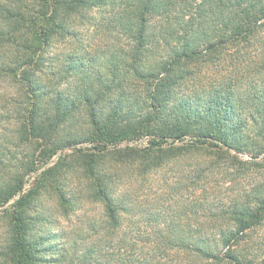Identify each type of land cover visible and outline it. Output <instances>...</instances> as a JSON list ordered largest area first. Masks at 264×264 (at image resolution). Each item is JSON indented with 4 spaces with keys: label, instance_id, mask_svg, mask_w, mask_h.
Here are the masks:
<instances>
[{
    "label": "trees",
    "instance_id": "trees-1",
    "mask_svg": "<svg viewBox=\"0 0 264 264\" xmlns=\"http://www.w3.org/2000/svg\"><path fill=\"white\" fill-rule=\"evenodd\" d=\"M93 8L106 18L96 22ZM85 22L119 36L112 35L111 48L91 52L79 30ZM61 34L75 47H67L64 58H49ZM123 38L127 46H121ZM252 44H261L263 53L255 66L242 54ZM204 65L232 70L203 83ZM263 69L264 0H0V74L25 86L31 100L25 131L45 142L39 153L44 163L62 148L93 144L95 152L76 150L73 156L89 180L87 198L104 209L102 221L89 223L87 237L62 243L59 232L50 231L53 224L36 231L26 222L27 195L13 211L0 259L5 254L7 264H264V247L254 252L251 246L264 226V182L229 204L207 202L196 191L213 172L197 164L194 181L186 178L192 199L174 197L176 204L168 208L154 187L149 204L139 190H118L116 183L126 171L145 177L198 154L213 159L212 169H259L231 151L253 160L264 153ZM84 112L88 132L78 126ZM143 139L146 148H118ZM58 166L39 184L53 187L63 176ZM22 185L16 178L0 183V207ZM200 212L207 221L194 224Z\"/></svg>",
    "mask_w": 264,
    "mask_h": 264
},
{
    "label": "rangeland",
    "instance_id": "rangeland-1",
    "mask_svg": "<svg viewBox=\"0 0 264 264\" xmlns=\"http://www.w3.org/2000/svg\"><path fill=\"white\" fill-rule=\"evenodd\" d=\"M9 1V0H3ZM16 0H13L15 4ZM91 15L98 19L96 22L102 21L106 18L105 14L99 8L89 10ZM83 25V26H82ZM80 25L79 30L82 35V42L89 51L101 50L111 48V42L116 34H110L107 31H96L87 22ZM114 35V36H112ZM119 36V35H118ZM126 38L120 41L121 46L126 45ZM261 45V44H260ZM260 45H245L242 47L243 59L246 60L247 65L255 66V63H260L263 53L260 52ZM127 46V45H126ZM69 51L72 47L71 37L67 34H61L54 41V46L48 53V57L61 55L65 57L66 48ZM68 51V53H69ZM207 66L202 68L201 77L203 83L207 81H216L217 78L224 75L226 69L232 70L231 67ZM244 65L241 71H244ZM250 68V67H249ZM264 72V69H263ZM264 76V73L262 75ZM65 88V85L61 87ZM25 86L19 85L14 77L0 74V183H8L9 180L22 179L23 185L21 191L14 196L6 205L0 207V252L6 253L5 247L8 245L11 233L13 211H16L17 202L28 195L27 205L24 212L27 215L26 222L35 226L37 230H46L49 224H53L50 230L63 237L62 243L68 240L69 243H78L83 236L88 233L89 223L95 221H102L104 218V209L102 204L94 202L91 198H87V190H89V180L85 177L84 166L81 160H77L73 155L76 150H81L83 153H93V144L83 142L75 146L62 148L58 151L56 156L44 163L40 158L39 153L46 146L41 138L29 135L24 126L27 123L28 114H30V99L24 95ZM79 130L85 129L88 132V116L84 112L80 115L78 121ZM28 128V127H27ZM148 146L147 140L143 139L139 142H125L118 148L124 149L126 147L146 148ZM108 151H112L110 148ZM231 154L237 157L242 162H253L258 168H243V170L228 165H222V168L215 169L212 165V158L198 159V155H192L185 158L180 164H173L170 166L160 168L156 171L148 173L145 177L138 175V170L132 173L126 171L123 176L116 181L118 183V190H127L132 194L139 193L140 200L144 203H151L153 194H158V199L165 204V206L176 204L177 200L192 199L191 188L187 191L185 186L192 185L194 181L195 167L201 164L209 173V169L213 174L210 175L198 188L199 198H204L207 202H217L219 204H229V202L238 195L247 193L257 186V184L264 182V153L253 160L245 154H239L231 151ZM36 159H38L36 161ZM43 162V163H42ZM108 162V161H107ZM106 161L105 163L108 164ZM59 165V166H58ZM126 165L128 163L126 162ZM58 166V170L63 174L62 178L54 185L44 187L39 184L41 177L49 168ZM108 168V166H107ZM128 173V175H127ZM191 181L187 182L186 178ZM168 181V185H173L171 188L163 187V181ZM178 184V185H175ZM158 185V186H157ZM174 186H178L174 189ZM168 190V191H167ZM146 193V198L144 193ZM181 196H179V195ZM175 197V198H174ZM64 200H67L64 202ZM173 207V206H172ZM165 209V208H164ZM42 218L44 219L42 222ZM207 221L200 212L194 224ZM37 225V226H36ZM207 233L209 230L206 231ZM257 233V234H256ZM255 240L251 246L254 252H259L261 247H264V226L262 229L255 232L253 235ZM87 237V236H86ZM263 245V246H262ZM256 254V253H255ZM4 257L0 259V264L4 263Z\"/></svg>",
    "mask_w": 264,
    "mask_h": 264
}]
</instances>
